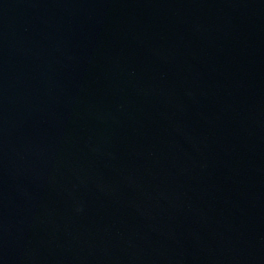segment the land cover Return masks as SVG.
<instances>
[{
    "label": "water",
    "instance_id": "obj_1",
    "mask_svg": "<svg viewBox=\"0 0 264 264\" xmlns=\"http://www.w3.org/2000/svg\"><path fill=\"white\" fill-rule=\"evenodd\" d=\"M0 264H264V0H0Z\"/></svg>",
    "mask_w": 264,
    "mask_h": 264
}]
</instances>
